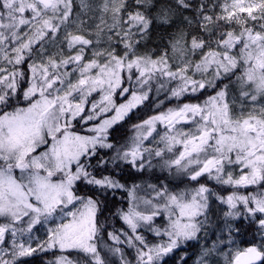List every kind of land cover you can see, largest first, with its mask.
I'll use <instances>...</instances> for the list:
<instances>
[{
	"label": "snow or ice",
	"instance_id": "snow-or-ice-1",
	"mask_svg": "<svg viewBox=\"0 0 264 264\" xmlns=\"http://www.w3.org/2000/svg\"><path fill=\"white\" fill-rule=\"evenodd\" d=\"M219 7L209 14L206 0H0V243L8 232L13 238L12 259L0 264L53 248L68 253L55 264H82L72 252L84 254L83 264H167L201 239L197 264H264V191L225 197L209 186L264 189V23H255L264 21V0ZM153 88L168 89L169 102L207 98L134 124L124 143L112 137ZM125 168L133 180L152 171L158 183L144 196L140 184L126 189L129 208L115 215L127 227L108 231L107 244L105 194L126 188L115 175ZM156 169L195 186L173 191ZM213 197L227 206L222 217ZM238 220L251 230L245 247L235 240ZM17 222L29 233L47 227V239L17 244L25 231ZM178 264H187L183 255Z\"/></svg>",
	"mask_w": 264,
	"mask_h": 264
},
{
	"label": "rangeland",
	"instance_id": "rangeland-1",
	"mask_svg": "<svg viewBox=\"0 0 264 264\" xmlns=\"http://www.w3.org/2000/svg\"><path fill=\"white\" fill-rule=\"evenodd\" d=\"M206 2L210 6V13L209 14H212L213 12H219L220 11L219 5L223 3V0H206ZM255 23H256L257 29H259V24L260 23H264V21H258V22H255ZM233 27L236 28L237 31H239V27L237 25H233ZM49 47H50L51 50L55 51V49H52L51 46H49ZM88 54L89 55L91 54L90 51H89ZM23 67L27 68V65L25 64V65H23ZM197 78H199V77H197ZM175 83L176 82H173V86H175ZM208 94H211V90H209ZM189 98L190 99L197 98L198 102H202L207 97H206V95L205 96H201L199 93H196L194 96L190 95ZM96 99L99 100V96L98 95L96 96ZM115 99L118 102H120V103H124L125 102L122 97H118L117 96V97H115ZM182 99H184V98L182 97L181 100ZM174 101L176 102V100H174ZM146 102L147 101H145L144 103H146ZM177 103H179V102L172 103V102L167 101V103L163 106L162 110H167L170 107H175ZM141 105H139V106H141ZM88 107H91V105L89 104ZM157 129H158V131L161 134L164 131V128H163L162 125H157ZM134 134H135L134 130H131L128 138H130ZM156 138L159 139V137H156ZM159 172H161V171L159 170ZM236 175H237V178H238L239 169L236 170ZM173 176L175 177L176 174H173ZM201 182H203V181H201ZM175 186H177V188L175 190H173V191L182 189V188H184L186 186L187 187H193L195 185L188 184L186 179L183 177V179L180 181V184L175 185ZM209 186L212 187L214 190H216L219 195H223L225 197L228 196L229 194H232L233 192H235L238 195H247L249 193H258L260 191H264V189H261L258 185H249L247 187L233 188L231 186L219 185L215 181H210L209 182ZM146 188H147V186H145L143 189L138 190L137 194L140 195V196H144ZM126 189H130V187L124 188V189H116V190H125L124 193H125V199L126 200H125V206H124L125 209H124V211H127L128 208H129V196H128V191ZM219 190H224V192L219 191ZM213 200L215 201V197H213ZM226 207H227L226 205L220 204L219 201H215V203L213 204V210L215 211V210L219 209V214H220L221 217L223 215V211L226 210ZM4 222L5 221L3 220V218H0V224H3ZM121 223H122L121 224V228L122 227L123 228L127 227L126 225L123 224V221H121ZM157 223H160V218H157ZM236 223L239 224V226L241 228V232L239 234L235 235V240L239 244L240 247H245V246H247V245H245L246 242H247V238L243 235V230H244L245 227L248 226L247 221L238 220ZM52 226H54V225H52ZM15 227L18 228V229H25V231H24V233L22 235L18 233L17 238H16L17 244L23 242V243H25V246H27L28 243L31 242L32 246L35 247L36 242L38 240L39 241H43V240L47 239V227H45V226L36 225V226H34L33 231L31 233L27 232V230H26L27 229V223L26 222H24V223L17 222ZM140 231H141V233H143L146 236V238L149 240L150 243L151 242H155V243H159L160 242L161 238L155 237L152 233H145L143 229H140ZM200 235L203 236V233H201ZM29 237H31V240H29ZM103 237H105V239H104L105 243L114 244L113 241L108 239L107 234H105ZM214 238L215 237H210L207 240V244L209 246H211L212 240ZM12 239L13 238L11 236V233L10 232L6 233L7 243L6 244L5 243H0V259H2V260H11L12 259L11 255H10L11 247H12ZM164 239H166V237ZM189 243L191 244V246L182 245L180 249H177L175 251L176 252L180 251V256H182V255L184 256L185 254H183L181 250L185 249L186 252L188 253V255H191V256L193 255V264H197L198 257L200 255V249H201V246L205 243V240L201 239L199 241V243H197L196 241H192V242H189ZM120 247H122L124 249V251L127 254L129 259L134 260V258H135L134 250L129 249L126 244L120 245ZM44 252H56L55 254L57 255V257L60 256V255H68V253H61L58 248L48 249L46 251H37V253H44ZM103 252H106V249H104ZM72 253H73L71 255L72 258H73V256L79 255V257H77V258H80L82 260V264L87 259L84 256L83 253H77V252H72ZM56 259H55V261H56ZM111 259L115 260V264H119L118 257H111ZM217 259H220L222 261V257H218ZM55 261H54L53 264H55Z\"/></svg>",
	"mask_w": 264,
	"mask_h": 264
},
{
	"label": "trees",
	"instance_id": "trees-1",
	"mask_svg": "<svg viewBox=\"0 0 264 264\" xmlns=\"http://www.w3.org/2000/svg\"><path fill=\"white\" fill-rule=\"evenodd\" d=\"M195 3H199V0H194ZM189 15H194V13H189ZM253 22L249 21V24L251 25ZM158 45V40L156 36H153L152 41L149 42L147 45V48L149 50L153 49ZM173 86V85H172ZM152 99L150 101H147L146 103L142 104L138 108L134 109L130 114V118H126L127 122L121 121L117 125H115V131L112 132V137L119 139L121 143H124L129 138L130 131L133 130V125L141 123L143 120L148 119L150 116H153L155 114H158L159 111L163 109V106L167 103L166 96L170 95V91L168 89L162 90L159 94L156 93L155 88L150 93ZM175 99H172V103L176 102H193L197 103V98H188V99H182L181 101H174ZM163 101V103H161ZM161 104V105H160ZM134 172V170H132ZM117 179L120 180L121 183H124L126 185V188L132 187L133 184H140L142 185L143 189L145 186H147L148 183H158L153 178V172L152 171H144L143 172V179L137 178L135 180L129 178V169L125 168L124 172H117L116 174ZM137 177H139L140 173H135ZM155 176H168L167 181H163L165 184H169L171 187V190H175L177 186L180 184V181L183 179L182 176L176 175L175 177L173 175L169 176L166 172H159L158 169L154 172ZM125 190H109L106 194V200L107 205L104 207V211L101 214V220L103 221L105 218H107L106 221V229L103 231V236L107 234L108 231H111L113 229L119 230L121 228V221L119 219V216L115 215L118 209H125ZM224 192V190H219ZM103 207V205H102ZM243 235L247 238V242L251 239V230L248 229V226L244 228ZM105 239V237H103ZM247 242L245 245H247ZM104 249L102 248L101 252L102 254ZM56 252H44V253H35L32 257H24L19 258V260L27 261V264H53L55 259L57 258ZM73 253H71L72 255ZM79 255L73 256L74 259L77 258ZM19 260L17 261V264H19ZM82 262V260H81Z\"/></svg>",
	"mask_w": 264,
	"mask_h": 264
},
{
	"label": "flooded vegetation",
	"instance_id": "flooded-vegetation-1",
	"mask_svg": "<svg viewBox=\"0 0 264 264\" xmlns=\"http://www.w3.org/2000/svg\"><path fill=\"white\" fill-rule=\"evenodd\" d=\"M183 254L186 253V255H184L185 260L187 261V264H193V255H188V253L186 252L185 249L181 250ZM180 251L178 252H174V254H172L170 256V258H167V264H178V261L180 260Z\"/></svg>",
	"mask_w": 264,
	"mask_h": 264
}]
</instances>
